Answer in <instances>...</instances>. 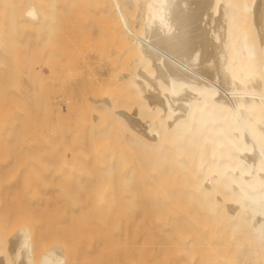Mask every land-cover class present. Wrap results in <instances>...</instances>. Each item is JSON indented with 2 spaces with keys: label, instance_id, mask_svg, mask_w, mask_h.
Masks as SVG:
<instances>
[{
  "label": "bare ground",
  "instance_id": "bare-ground-1",
  "mask_svg": "<svg viewBox=\"0 0 264 264\" xmlns=\"http://www.w3.org/2000/svg\"><path fill=\"white\" fill-rule=\"evenodd\" d=\"M95 2L116 90L0 84V208L91 218L44 264L103 256L106 231L128 263L264 264V0Z\"/></svg>",
  "mask_w": 264,
  "mask_h": 264
},
{
  "label": "rangeland",
  "instance_id": "rangeland-1",
  "mask_svg": "<svg viewBox=\"0 0 264 264\" xmlns=\"http://www.w3.org/2000/svg\"><path fill=\"white\" fill-rule=\"evenodd\" d=\"M80 1L0 0V8L2 9H0V22L2 21L1 23H4L3 25L5 26L4 27L0 23V25L3 26H0V42L2 43L1 46L5 45L7 46V48L9 47V49L2 47V50H9V54H7L6 52L7 56L4 54V51L2 52V50H0V63H4V60L2 61L4 55L6 58L3 59H5V62L7 63H9L7 60L13 59V64L11 63V61L9 64H0V69L2 68V66H5L4 68H2L5 69L2 75L4 76V78L7 77V79L5 78V80H0V84H8V82L10 83L12 81L11 79L14 80L13 82H11V84H18L20 75V78H23V82L25 83L26 81V84L27 82L28 84H40L38 82L41 79L39 78L40 80H38V77L42 75L41 83L48 84L49 86L51 85L50 87L54 89L58 87V84H84L87 89L101 86L103 91H106L108 89L107 86H109V90L114 88L112 86H115V84L108 85L106 83V65L109 63L107 54H111V49L110 46H108V31H105L108 30V28H106L107 22L105 20V16H103L102 14L100 16L99 13L98 15L96 14L99 11V6L96 7V0H94V2L93 0ZM94 5L96 8H94ZM29 7H34L37 13L39 12L38 15L40 16H38V21H35L36 23L32 22L31 24V21L29 22V20L27 18L26 20L24 17V13ZM4 12H10V16L8 13H6V18V14ZM10 18L12 21H10ZM23 19L30 24L28 26L26 23V26L22 25L21 20ZM6 26L9 27L7 28ZM9 29L12 33H10ZM6 32L9 35L5 34ZM6 43H8L9 46ZM56 63L58 65H56ZM13 67L14 74L12 73L11 75H13L14 78L8 73L10 70H12ZM6 69L8 70L6 71ZM21 72H25L23 75L26 74L27 76L25 77L27 78H25L21 74ZM68 73L70 75H68ZM48 74H51L53 77L60 74L58 77L60 81L57 80V76L53 78ZM43 75H48L49 77L46 76L47 78H43ZM61 75L63 76V78L64 75L65 78L68 76L67 83L65 78L64 80L63 78L61 79ZM36 78L38 80L37 82ZM48 78H50V80ZM51 78L53 79L51 80ZM44 79L46 82L44 81ZM21 82L22 80L19 83ZM121 90L122 89H120L119 92H121ZM1 185L0 188H5L8 186H13L15 184L3 183ZM52 215L32 214L29 218V215H19L15 212L0 208V264H44L43 255H45L48 251H52V248H54V246L56 248V244L58 245L59 239L62 238V236L73 235L75 238H77V236H75L76 234L80 236V238H83V235L86 236L87 233H90L86 231L85 234L84 232L85 230L82 224H90V222L88 223L82 221L88 220L85 216H83L85 219L82 217H76V222L74 221V228L76 226V229L73 230V228H71L74 231L71 232V229H68L70 227L65 229L64 225H61L62 223H59L60 219L58 216ZM115 217V221L111 223L113 226L115 225V227H120L121 222L118 221L120 218L119 216ZM26 219L28 220L24 221ZM90 219L91 218H89V220ZM24 222L27 224V226L26 224L24 225ZM71 225L72 224H70L69 226ZM90 225V228L94 226H92V224ZM86 226L85 228L90 229L88 228L89 226ZM25 227L26 229H31L32 231L30 230L29 233H32L29 234V230L27 231V234L23 233V230L22 233H20L26 236L30 235L32 237L31 238L30 236H28L29 238H31V240L33 239V242L30 243V247H28L27 245H16V239L18 238L17 236H22L18 235V232ZM25 231L26 230H24V232ZM105 234L108 236V241L107 243H103L101 245L103 256H100L98 258H91L90 252L85 251V257H76L75 259L70 257L69 259L62 261V264H144L146 262V264H170L157 263L154 261H144V263L142 261L141 263V260H134L135 262L133 261L131 263H128V261H123L121 259V252L123 250L122 247L118 245L117 242L113 243L110 241V236L107 231ZM87 236L85 237V239L88 238V241L91 240L90 242H92V238H90L92 236ZM53 240L55 241V243H51V241L53 242ZM29 248L32 258L30 259V261H27L26 259H23L21 254L26 252Z\"/></svg>",
  "mask_w": 264,
  "mask_h": 264
}]
</instances>
